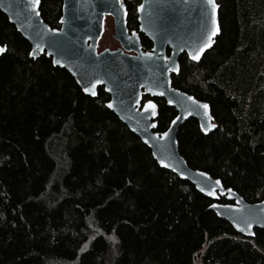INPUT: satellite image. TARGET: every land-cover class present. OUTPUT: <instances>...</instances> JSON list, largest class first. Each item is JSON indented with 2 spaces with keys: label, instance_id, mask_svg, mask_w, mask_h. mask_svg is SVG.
I'll return each instance as SVG.
<instances>
[{
  "label": "trees",
  "instance_id": "trees-1",
  "mask_svg": "<svg viewBox=\"0 0 264 264\" xmlns=\"http://www.w3.org/2000/svg\"><path fill=\"white\" fill-rule=\"evenodd\" d=\"M124 1L128 28L138 31L140 0ZM216 1L214 46L199 62L182 54L172 85L208 102L217 127L204 133L187 120L179 151L191 168L258 202L264 0ZM62 4L41 0L52 28L61 26ZM0 44L7 46L0 56V264H264V229L242 236L209 209L213 200L160 167L106 106L104 87L92 98L46 53L30 56L31 44L1 11ZM155 101L156 131L164 132L177 111Z\"/></svg>",
  "mask_w": 264,
  "mask_h": 264
},
{
  "label": "water",
  "instance_id": "water-1",
  "mask_svg": "<svg viewBox=\"0 0 264 264\" xmlns=\"http://www.w3.org/2000/svg\"><path fill=\"white\" fill-rule=\"evenodd\" d=\"M215 3L219 5L216 0ZM40 4L41 0L33 10L29 0H0V11L29 41L35 58L46 53L52 61L60 60L61 64L53 63L54 66L70 73L81 89L97 80L102 81L96 85L95 96L82 91L96 98L99 87H104L110 96L106 106L112 103L113 107L108 108L149 147L160 167L181 180L190 182L197 191L213 200L209 209L228 221L242 236H255L240 232L236 227V224L243 226L245 220L253 222L250 232L255 233L256 228L264 229L261 227L264 225V200L248 202L232 188H226L221 179L191 168L179 151L178 132L187 120L196 119L200 127L202 124L205 127L215 124L209 103L175 88L172 85V74L176 71L169 70L177 66L179 68L182 54L186 53L188 56L189 52L197 51L208 42L212 29L211 9L204 0H140L137 7L138 31H130L128 28V9L124 0H63L59 28H52L44 21ZM140 5L144 7L141 9ZM37 12L39 15H36ZM106 15L113 17L114 37L120 48L98 51ZM216 18L219 32L211 37L210 47L205 48L199 60L194 61L188 56L191 61L199 62L214 46L221 31L219 7ZM52 29H56V32H52ZM140 34L152 42L150 50L143 49ZM3 46L6 45L0 44V47ZM3 54L0 53V56ZM148 88L152 92L164 94L152 95L146 90ZM145 96H149V100L156 105V116L141 111L143 104L148 101H144ZM188 97H193L200 104H207L208 115L205 116V109L194 105ZM156 98H163L168 106L175 108L177 115L173 120L177 116L181 117L175 124L171 121L165 130L169 132V136L164 139L159 138L163 132L156 131L159 110ZM169 100L172 101L171 104L168 103ZM152 124L156 126L152 127ZM216 127L203 132L210 133ZM145 140L148 141L147 144ZM160 160L171 167L162 166ZM181 172L183 176L179 174ZM200 173H205L206 176ZM216 181L220 183L216 184ZM200 188H204V191L201 192ZM228 189H231V195ZM208 192H213L214 195H209ZM222 197L229 203L220 202Z\"/></svg>",
  "mask_w": 264,
  "mask_h": 264
},
{
  "label": "snow or ice",
  "instance_id": "snow-or-ice-1",
  "mask_svg": "<svg viewBox=\"0 0 264 264\" xmlns=\"http://www.w3.org/2000/svg\"><path fill=\"white\" fill-rule=\"evenodd\" d=\"M205 4L207 6L210 7L211 9V23H212V29H211V32H210V35H209V38H208V42L203 44L202 47H200L197 51L195 52H189L188 53V56L190 57V59L196 61V60H199L200 59V55L201 53L204 52L205 48H208L210 47L211 43H212V39L211 37L212 36H215L218 32H219V26H218V23H217V9L219 7V5H217L215 3V0H204ZM39 3V0H29V4H30V7L34 10L36 8V6L38 5ZM144 7V5H140V8L142 9ZM36 15H39V13L37 12ZM63 22V21H61ZM52 32H56V29H52L51 30ZM37 47H40L39 45H37ZM6 52V46H3V47H0V53H5ZM30 56H32L33 58H35V52H30L29 53ZM145 55H150V54H145ZM54 64H61V61L60 60H53L52 61ZM170 71H176L178 72L179 71V68L178 66L177 67H174L172 69H169ZM99 83H102V81H99L97 80L95 83H91L89 86L87 87H84L82 90L85 92V93H90L91 95L95 96L96 95V92H95V88H96V85L99 84ZM149 93H151L152 95H163L164 93L163 92H159V93H156V92H152V89L151 88H148L146 89ZM189 100H191L193 102L194 105H196L197 107H200V108H203L205 109V116L208 115L207 113V109H208V105L207 104H200L198 101L194 100L193 97H188ZM137 103H139V101H137ZM169 104L172 103L171 100L168 101ZM107 107L109 108H112L113 105L112 103H109L107 105ZM141 111L142 112H149L151 116H156V105L151 101V100H148L146 103L143 104V107L141 108ZM181 117L177 116L173 121H172V124H175L178 120H180ZM209 119H211V117H209ZM152 127H155L156 125L155 124H152L151 125ZM216 125L215 124H209L207 127H205L203 124L201 125V128L204 132H207L210 128H215ZM169 136V132L168 131H165L163 132L162 134L159 135V138L160 139H164L165 137H168ZM145 143L147 144L148 141L145 140ZM155 155V153H154ZM159 163L164 166V167H171V165H168L165 163L164 160H160ZM175 171V169H173ZM181 176H183V173H179ZM200 175L202 176H206L205 173H200ZM220 182L219 181H216V184H219ZM200 191L203 192L204 191V188H200ZM228 193L231 195L232 192H231V189H228L227 190ZM209 195H214L213 192H208ZM212 207H217L216 205H212ZM226 207H230V206H226ZM256 223H258V221H256ZM253 226V222L252 221H248V220H245L244 222V225H240V224H236V227L238 228V230L240 232H243V233H246L248 235H255V233L253 232H250L249 230L252 228ZM261 227H264V225H261ZM109 239H114L113 237H109ZM85 247H87V245H85ZM84 249H81V251H83Z\"/></svg>",
  "mask_w": 264,
  "mask_h": 264
},
{
  "label": "rangeland",
  "instance_id": "rangeland-1",
  "mask_svg": "<svg viewBox=\"0 0 264 264\" xmlns=\"http://www.w3.org/2000/svg\"><path fill=\"white\" fill-rule=\"evenodd\" d=\"M114 20L111 16L105 17V32L99 40L98 50L104 48H117L120 46L118 40L114 37Z\"/></svg>",
  "mask_w": 264,
  "mask_h": 264
},
{
  "label": "flooded vegetation",
  "instance_id": "flooded-vegetation-1",
  "mask_svg": "<svg viewBox=\"0 0 264 264\" xmlns=\"http://www.w3.org/2000/svg\"><path fill=\"white\" fill-rule=\"evenodd\" d=\"M106 16H111V15H106ZM112 17V16H111ZM113 18V17H112ZM104 32H105V25H104V29H103V33H102V36H103V34H104ZM115 34V33H114ZM101 36V37H102ZM120 48V46L119 47H117V48H115V49H113V48H108V49H111V50H116V49H119ZM104 49H107V48H104ZM103 49V50H104ZM98 51H102V50H98ZM130 53H133V52H130Z\"/></svg>",
  "mask_w": 264,
  "mask_h": 264
}]
</instances>
